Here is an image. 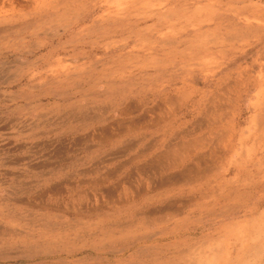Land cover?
Listing matches in <instances>:
<instances>
[{"label": "rangeland", "instance_id": "obj_1", "mask_svg": "<svg viewBox=\"0 0 264 264\" xmlns=\"http://www.w3.org/2000/svg\"><path fill=\"white\" fill-rule=\"evenodd\" d=\"M262 103L264 0H0V264H264Z\"/></svg>", "mask_w": 264, "mask_h": 264}, {"label": "crops", "instance_id": "obj_2", "mask_svg": "<svg viewBox=\"0 0 264 264\" xmlns=\"http://www.w3.org/2000/svg\"><path fill=\"white\" fill-rule=\"evenodd\" d=\"M134 106V105H133ZM131 104L126 105L125 110L123 111V114H133L136 113L137 107L134 106L133 107ZM133 107V108H132ZM139 108V107H138ZM137 121H134L132 123L129 124V126H127V128L129 130L132 129H137V124L139 125L140 122H148L146 121L143 116H140L139 118H137ZM141 119V120H140ZM140 120V121H139ZM150 122V121H149ZM155 124V123H154ZM136 127V128H135ZM126 129H124L125 131ZM204 141L203 138H197V139H192L190 140V143L187 144V146L185 147H180V146H176L174 148V146L171 145V142L168 143V145H164L163 148L161 149V151L156 154V156L154 157V159L150 162L147 163V165H149V167H151V165H158L159 168V172L162 174L160 178H158V180L155 182V184L151 187V191L153 192H159L158 194L155 195H150V196H144L145 194L148 195V191L147 190H142L141 192L138 193L137 199H142L143 201H145L146 203H148V207L147 209V213L151 212L152 214H164L166 215V213H169L171 211H176V210H181L184 208L188 207V204L183 203L181 206L180 205H174V203L169 202L167 203V201L165 202L164 199H161L162 197L160 196L161 191L165 192V190L167 188H170L168 191H166L165 196H172L171 194L169 195V192L171 191V193H173L175 191V189H181V188H190L188 186H190L192 184V182H194V178L199 177L200 175H209L210 176L214 173L217 172V170H215V168H211V165H209L208 163L205 164V162H207L208 157L202 156L201 154L195 156L192 160L193 162L190 164V166L186 169L185 171L182 172H177V173H173V174H165L164 169L167 171L169 169H171L172 167H174V165L177 164H182L185 163V161H187L188 158L192 157V153L193 152H188L186 154H183V151H188L189 149H192L194 147V149L196 150L199 145H203ZM168 147V148H167ZM179 147V148H178ZM189 147V148H188ZM165 148V149H164ZM150 149V148H149ZM173 151H175V153H173ZM171 152V153H170ZM143 153V154H142ZM148 153L147 150L140 152L141 157L146 156ZM181 154V155H180ZM176 155V156H175ZM179 155V156H178ZM164 157V158H163ZM204 157V158H203ZM169 158V159H168ZM174 158V159H173ZM186 158V159H185ZM202 158V159H200ZM210 158V164L212 163V156L209 157ZM180 159V160H179ZM175 160V162H171ZM201 160V161H200ZM161 161V162H159ZM177 161V162H176ZM199 161V162H198ZM180 162V163H179ZM182 162V163H181ZM156 163V164H155ZM172 163V164H171ZM151 164V165H150ZM166 164V165H165ZM198 166V167H197ZM207 166V168H205ZM144 166L140 167V170L138 169V171H145V169L143 168ZM209 167V168H208ZM241 167V165L239 166ZM203 168V169H202ZM193 169V170H191ZM204 170V171H203ZM208 170V171H207ZM188 171V172H187ZM239 171V169H238ZM113 173V172H112ZM111 173V174H112ZM184 175V176H183ZM177 177V178H176ZM160 179V180H159ZM167 179V180H166ZM173 179V180H172ZM185 180V181H184ZM194 180V181H193ZM164 181V182H163ZM173 182V183H172ZM157 183V184H156ZM168 183V184H167ZM172 183V184H171ZM162 185V186H161ZM132 186H130L127 191L130 193ZM165 189V190H164ZM160 190V191H159ZM202 194L204 193L203 191L201 192ZM144 196V197H143ZM174 205V206H173ZM165 206V207H164ZM178 207V208H177ZM150 208V209H149Z\"/></svg>", "mask_w": 264, "mask_h": 264}, {"label": "bare ground", "instance_id": "obj_3", "mask_svg": "<svg viewBox=\"0 0 264 264\" xmlns=\"http://www.w3.org/2000/svg\"><path fill=\"white\" fill-rule=\"evenodd\" d=\"M242 58H243V55H242ZM240 59V58H239ZM236 61V60H235ZM230 64V63H229ZM165 68H167V67H165ZM256 81V80H255ZM221 97L222 96H220L219 94H216V95H214L213 96V98H211V102H212V105L214 106V105H217V108H216V110L217 109H219L220 108V102H219V100H218V98H220L221 99ZM260 97V96H259ZM210 98V97H209ZM209 103V102H208ZM212 105L209 107V109H208V111L207 112H209V114L208 115H212V110H213V108H212ZM134 107V106H133ZM132 107V108H133ZM138 108V107H137ZM261 110H263V113H262V111H261V117H258V116H256L255 118H256V122L258 123V125L260 126V127H262V126H264V119H263V116H264V103H262L261 104V106L259 107ZM136 110V109H135ZM131 125V124H130ZM257 125V126H258ZM132 126V125H131ZM136 128V127H135ZM130 129V128H129ZM263 134V133H262ZM236 135V134H235ZM107 136V135H106ZM222 137V136H221ZM217 138V137H216ZM264 139V138H263ZM190 140V139H189ZM194 140V139H193ZM258 140V139H257ZM190 143V142H189ZM168 145V144H167ZM168 148V147H167ZM232 148V147H231ZM165 149V148H164ZM191 150V149H190ZM232 150V149H231ZM171 153V152H170ZM173 153H175V151H173ZM181 155V154H180ZM176 156V155H175ZM179 156V155H178ZM164 158V157H163ZM204 158V157H203ZM169 159V158H168ZM174 159V158H173ZM186 159V158H185ZM200 159H202V158H200ZM180 160V159H179ZM203 160V159H202ZM192 161V160H191ZM201 161V160H200ZM159 162H161V161H159ZM171 162H175V160L174 161H172L171 160ZM177 162V161H176ZM199 162V161H198ZM180 163V162H179ZM182 163V162H181ZM156 164V163H155ZM172 164V163H171ZM151 165V164H150ZM153 165V164H152ZM198 167V166H197ZM205 168H207V166L205 167ZM209 168V167H208ZM212 168V167H211ZM152 169V168H151ZM203 169V168H202ZM213 169V168H212ZM140 170V169H139ZM191 170H193V169H191ZM184 171H185V169H184ZM204 171V170H203ZM208 171V170H207ZM188 172V171H187ZM170 175V174H169ZM139 176V175H138ZM184 176V175H183ZM161 177V176H160ZM177 178V177H176ZM160 180V179H159ZM167 180V179H166ZM173 180V179H172ZM185 181V180H184ZM194 181V180H193ZM156 182V181H155ZM164 182V181H163ZM173 183V182H172ZM171 183V184H172ZM157 184V183H156ZM168 184V183H167ZM162 186V185H161ZM262 201V200H261ZM167 203H168V201H167ZM172 203V202H171ZM264 204V203H263ZM174 206V205H173ZM165 207V206H164ZM178 208V207H177ZM254 208V207H253ZM150 209V208H149ZM247 209V208H246ZM252 209V208H251ZM174 211V210H173ZM247 211V210H246ZM13 213V212H12ZM252 214L254 213V211L253 212H251ZM251 214V215H252ZM247 216V215H246ZM78 228V227H77Z\"/></svg>", "mask_w": 264, "mask_h": 264}]
</instances>
